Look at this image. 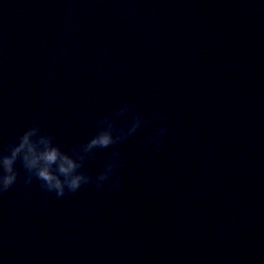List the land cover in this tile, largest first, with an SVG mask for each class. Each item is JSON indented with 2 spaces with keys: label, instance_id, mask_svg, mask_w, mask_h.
<instances>
[{
  "label": "water",
  "instance_id": "1",
  "mask_svg": "<svg viewBox=\"0 0 264 264\" xmlns=\"http://www.w3.org/2000/svg\"><path fill=\"white\" fill-rule=\"evenodd\" d=\"M125 104L149 119L118 188L57 198L18 163L0 262L264 264V0H0V148L32 124L71 148Z\"/></svg>",
  "mask_w": 264,
  "mask_h": 264
},
{
  "label": "clouds",
  "instance_id": "2",
  "mask_svg": "<svg viewBox=\"0 0 264 264\" xmlns=\"http://www.w3.org/2000/svg\"><path fill=\"white\" fill-rule=\"evenodd\" d=\"M131 111V106L125 104L111 115L99 118L94 134L86 142L68 149L62 148L55 142L56 137L42 131L38 124L18 132L0 148V192L16 184L18 163L24 170L25 185H31L35 179L41 190L54 193L57 198L75 193L90 183L100 190L105 184L118 188L120 177L115 173L120 167L121 153L116 146L133 136L149 119L148 114L139 111L128 116ZM151 118L159 120V114L153 112ZM168 131V126L161 124L148 137V142L159 150ZM108 148L113 150L102 171L95 175L84 171L85 161L94 160L98 151Z\"/></svg>",
  "mask_w": 264,
  "mask_h": 264
}]
</instances>
